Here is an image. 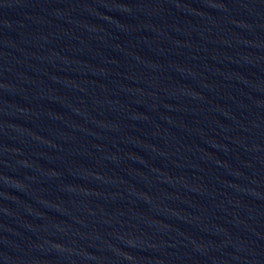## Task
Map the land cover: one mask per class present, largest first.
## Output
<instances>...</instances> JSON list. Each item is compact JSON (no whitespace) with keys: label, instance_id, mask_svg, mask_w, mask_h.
<instances>
[{"label":"water","instance_id":"water-1","mask_svg":"<svg viewBox=\"0 0 264 264\" xmlns=\"http://www.w3.org/2000/svg\"><path fill=\"white\" fill-rule=\"evenodd\" d=\"M0 264H264V0H0Z\"/></svg>","mask_w":264,"mask_h":264}]
</instances>
